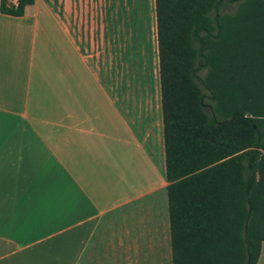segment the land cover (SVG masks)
I'll return each instance as SVG.
<instances>
[{
  "label": "crops",
  "instance_id": "crops-1",
  "mask_svg": "<svg viewBox=\"0 0 264 264\" xmlns=\"http://www.w3.org/2000/svg\"><path fill=\"white\" fill-rule=\"evenodd\" d=\"M167 184L154 0L0 11V264H171Z\"/></svg>",
  "mask_w": 264,
  "mask_h": 264
},
{
  "label": "trees",
  "instance_id": "trees-1",
  "mask_svg": "<svg viewBox=\"0 0 264 264\" xmlns=\"http://www.w3.org/2000/svg\"><path fill=\"white\" fill-rule=\"evenodd\" d=\"M32 2L1 0L0 11L18 16ZM154 2L171 264H256L264 241V0Z\"/></svg>",
  "mask_w": 264,
  "mask_h": 264
},
{
  "label": "built area",
  "instance_id": "built-area-1",
  "mask_svg": "<svg viewBox=\"0 0 264 264\" xmlns=\"http://www.w3.org/2000/svg\"><path fill=\"white\" fill-rule=\"evenodd\" d=\"M19 0H6L7 6L16 7Z\"/></svg>",
  "mask_w": 264,
  "mask_h": 264
},
{
  "label": "rangeland",
  "instance_id": "rangeland-1",
  "mask_svg": "<svg viewBox=\"0 0 264 264\" xmlns=\"http://www.w3.org/2000/svg\"><path fill=\"white\" fill-rule=\"evenodd\" d=\"M234 9H235V5L232 4V5L230 6V10H234Z\"/></svg>",
  "mask_w": 264,
  "mask_h": 264
}]
</instances>
